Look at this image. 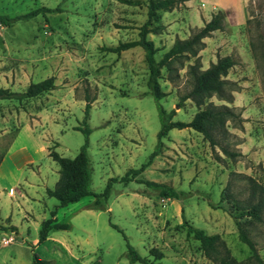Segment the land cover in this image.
Returning a JSON list of instances; mask_svg holds the SVG:
<instances>
[{
  "label": "rangeland",
  "instance_id": "rangeland-1",
  "mask_svg": "<svg viewBox=\"0 0 264 264\" xmlns=\"http://www.w3.org/2000/svg\"><path fill=\"white\" fill-rule=\"evenodd\" d=\"M139 1L0 0V15L10 17L39 7L59 8L16 19L9 26L0 24V87L23 91L49 75L56 83L55 89L38 96L0 99V224L16 226L0 230V264H31L34 254L50 264H142L126 259L123 235L151 264H214L187 234L184 219L219 234L242 263L251 250L238 239L233 201L222 198L227 193L261 205L262 221L251 223L250 236L264 261V0L192 2L193 11L225 14L224 29L212 31L198 55L202 69L217 57L234 58L226 76L234 89L231 102L214 94L198 107L182 98L194 84L188 72L193 57L183 58L180 67L178 61L173 63V79L162 68L159 80L166 93L160 103L176 111L174 120L189 121L209 103L226 104L241 115V127L227 122L228 134L221 139L238 153L235 158L225 156L219 146L212 148L201 133L176 128L162 138L161 150L137 178L183 191L179 198H162L136 179L114 181L102 208L90 207L93 195L56 208L57 199L46 193L59 170L49 150L73 158L84 140L74 127L84 117L85 94L94 99L87 121L92 192L101 193L111 177L140 167L155 150L160 117L147 87L145 50L102 49L138 38L148 18L147 0ZM158 13L169 23L199 21L182 0ZM195 28L184 32L189 36ZM168 34L161 39L148 33L158 48L157 60L168 51L173 32ZM54 208L57 220L71 226L50 230L38 243L40 223ZM154 247L163 258H153L149 250Z\"/></svg>",
  "mask_w": 264,
  "mask_h": 264
},
{
  "label": "trees",
  "instance_id": "trees-1",
  "mask_svg": "<svg viewBox=\"0 0 264 264\" xmlns=\"http://www.w3.org/2000/svg\"><path fill=\"white\" fill-rule=\"evenodd\" d=\"M180 0H147V20L139 27L138 38L135 40L118 42L117 44L109 47H103L102 49L108 52L114 51L116 53L125 51L127 49L139 46L145 50L144 58L148 66L147 87L151 93L153 99L156 102V108L158 112L160 128L157 132V143L155 150L149 154L148 159L138 168L128 169L121 177H111L106 184L104 190L101 193H94L91 191L89 185L91 183V168L90 160L88 156L89 141L88 137L91 132V128L88 125L89 110L93 98L85 94L86 100L84 107V117L80 124L74 127L76 130H81L84 134V140L80 145V149L73 158L63 157L56 151L50 149L49 155L59 165L58 179L53 187H46V193L49 196L54 197L58 201V207H64L68 204L78 202L83 196L93 195L95 197L94 202L90 207L102 208L105 201L108 199L111 186L114 181L130 182L133 179L141 183H146L151 189L155 190L162 198H179L183 191L177 190L164 183L150 181L147 178H137L144 168L152 161V159L158 154L162 147V138L167 136L171 129L176 128H191L202 134L203 138L208 141L210 146L216 149L215 146H219L222 149L225 156L230 159L235 158L238 153L230 151L222 140L224 136L228 134L227 122H234L235 126L241 127V121L243 118L241 115L235 113L232 107L226 104L217 105L209 103L203 108L198 109L192 119L184 121L175 119L176 111L174 109L166 110L160 103V100L166 96V93L161 88L159 80L162 77V68H166L169 72V79H173L172 75L177 67L173 66V63L178 61L179 67L183 64V58H194V63L188 64V72L193 77V86L191 90L183 95L182 98H190L198 107L204 105V100L210 96L216 94L219 99L226 102H231L233 99L231 88L232 83L226 79L229 69L235 64V60L230 55L217 57L215 61H212L205 69L201 68L199 61V53L204 48V39L209 37L214 30H223L224 23L226 21L225 14L222 11H215L211 14L209 21L204 22L203 26L195 28L187 38L176 37L173 44L168 51L162 54L160 59L155 58V54L158 52V48L155 46L153 39L148 37L149 32L158 34L162 31L163 26L160 23L161 17L158 11H170L176 7V4ZM128 4H139V0H123ZM48 10H59V8L39 7L31 10L27 13H19L10 17L8 15H0V24L3 26H9L16 19H28L39 12L44 13ZM56 88L54 75L46 76V78L38 82H30L25 90H9L7 88L0 87V99H24L34 96H38L47 90ZM178 102V106H180ZM242 118V119H241ZM219 135V137H218ZM217 158L218 155H216ZM222 198H230L233 201L234 208L237 214L234 215L235 225L238 232V239L246 243L250 248V255L245 261H238L232 254L230 248L226 245L225 241L219 234L207 233L204 229L195 227L187 220H183V224L186 226V232L188 235L199 242L201 246L202 254L209 260H212L214 264H264V261L259 254V248L256 246L255 241L250 236V225L253 221L261 222L262 213L261 205L259 203H248L246 201H238L233 194H225ZM50 210L51 215L46 217L40 223L38 231V243H43L51 230H66L70 228V223L59 222L56 218L57 209ZM115 226V225H114ZM15 225L5 226L0 224L1 231L13 230ZM117 227V226H115ZM121 231L120 229H118ZM126 252L125 257L129 263L139 262L142 264H151L147 256H141L134 246H132L125 235ZM149 253L155 260L163 258L164 254L158 248L154 247L149 250ZM31 264H50L48 259H42L38 255L34 254Z\"/></svg>",
  "mask_w": 264,
  "mask_h": 264
},
{
  "label": "crops",
  "instance_id": "crops-1",
  "mask_svg": "<svg viewBox=\"0 0 264 264\" xmlns=\"http://www.w3.org/2000/svg\"><path fill=\"white\" fill-rule=\"evenodd\" d=\"M187 7H189V11H190V14L191 15H195L197 13L198 17H199V21H194V23H186L182 20L178 21H173L171 23L168 22V20H166V17L165 15H162L161 16V20H160V23L161 25L163 26V29L160 33H158V37L159 38H164L165 36H171V34H168L170 33L171 31L173 32V39L171 40V42L166 46V48H170V46L173 44V42L175 41L176 39V36L179 37V38H187L188 36L186 35V33L184 32V28L186 29L187 32H189L190 28H194V27H201L203 26L204 24V21H209V19L211 18V14H208V15H204L202 13L201 10H198L196 9V11H193V6H192V2L193 0H182ZM244 7V6H243ZM166 12V11H165ZM244 12V11H243ZM199 22V23H198ZM181 30L182 34L180 32H178L177 30ZM153 39V38H152ZM164 40V39H163ZM154 42V41H153ZM156 46V45H155ZM6 157V156H5ZM5 159V158H4ZM3 163V162H2ZM2 163L0 164V169H1V165Z\"/></svg>",
  "mask_w": 264,
  "mask_h": 264
}]
</instances>
